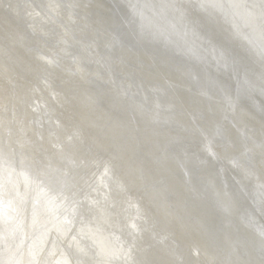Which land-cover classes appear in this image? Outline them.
<instances>
[{"label":"bare ground","instance_id":"obj_1","mask_svg":"<svg viewBox=\"0 0 264 264\" xmlns=\"http://www.w3.org/2000/svg\"><path fill=\"white\" fill-rule=\"evenodd\" d=\"M69 8L60 10L49 0H0V264H264L248 243L263 249L264 244L245 229L231 195L223 187L197 190L193 169L204 175L202 162L188 160L184 152L170 154L173 144L155 143L151 132L159 129L139 128L136 115L109 125L111 109L121 107H100L104 91L92 86L109 79L93 65L82 68L85 58L94 64L85 55L92 40L70 62L69 73L67 64L61 71L48 65L53 51L71 56L66 50L72 35L83 40L91 29L74 12L92 14L91 6ZM121 48L111 59L148 61ZM121 65L115 64V74ZM172 83L180 91L164 97L169 123L188 125L181 115L196 116L199 98L189 97L186 81ZM113 84L112 90L118 87ZM99 119L100 129L92 127ZM257 142L252 136L243 150L260 172L251 184L264 183V150ZM139 149L144 160L136 162Z\"/></svg>","mask_w":264,"mask_h":264},{"label":"water","instance_id":"obj_2","mask_svg":"<svg viewBox=\"0 0 264 264\" xmlns=\"http://www.w3.org/2000/svg\"><path fill=\"white\" fill-rule=\"evenodd\" d=\"M49 1L63 11H70L69 6L75 3L84 4L86 9L91 6L92 14L88 10L84 15L74 10L76 17L85 16L91 24L88 36L82 40L72 35L66 50L72 55L62 56L53 51L48 65L61 71L62 65L67 64L64 71L69 73L70 62L81 53L83 44L92 40L85 55L92 57L94 64L85 58L82 68L90 70L93 65L109 79L110 89L99 81L92 86L104 91L100 107H121L117 111L111 109L115 114L109 125L123 124L129 116L131 122L136 115L139 128L147 125V129H159L151 132L155 134L150 137L155 143L164 146L166 140L173 144L168 148L170 154L177 157L176 152H184L188 160L202 162L204 175L193 169L197 190L204 193L207 186L223 187L247 222L249 227L245 229L255 231L258 241L264 244V183L249 182L257 180L260 172L254 166L256 159L243 153H250L243 150L252 136L257 139L258 148L264 150V0ZM5 39L9 42L12 34L8 32ZM121 47L125 53H142L148 61L131 64L127 56L111 59ZM96 55L101 58L95 59ZM117 62L122 64L119 74L114 73ZM148 80L156 84H147ZM173 80L186 81L189 97L199 98L201 110L194 111L196 116L181 115L182 122L188 125L169 123L167 94L179 90ZM113 81L118 86L114 90ZM200 91L207 99L200 97ZM108 96L106 103L104 98ZM82 114L86 120L90 118L83 109ZM103 121L92 120L91 125L100 129ZM109 134L117 138L114 133ZM120 138L127 140L124 135ZM139 151L136 162L144 160L142 150ZM260 167L264 171V159ZM214 217L221 226V214L217 212ZM248 245L256 261H264V249Z\"/></svg>","mask_w":264,"mask_h":264}]
</instances>
